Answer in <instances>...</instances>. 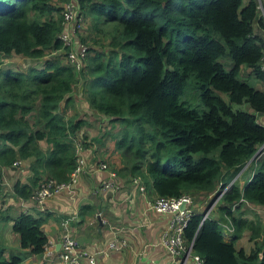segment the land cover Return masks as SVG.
<instances>
[{"label":"trees","instance_id":"obj_1","mask_svg":"<svg viewBox=\"0 0 264 264\" xmlns=\"http://www.w3.org/2000/svg\"><path fill=\"white\" fill-rule=\"evenodd\" d=\"M65 1L0 0V169L30 159V176L14 182L13 195L27 199L43 178L68 179L76 142L85 146V137L76 139L85 123L58 107H66L78 84L89 109L118 126L108 135L111 151L130 159L107 166L117 177L140 178L168 198L216 196L229 184L213 214L201 221L202 210L195 211L182 230L203 264H264V221L253 211L264 208V153L253 157L264 143V91L242 77L264 85L257 0H76L79 19L109 40L107 51L85 50L79 71L64 61L69 49L58 38V3ZM12 55L50 57L19 71L2 66ZM241 103L248 110L233 109ZM37 214L12 218L0 210V241L11 221L19 244L6 256L0 244V264L41 255V226L50 215ZM222 223L231 226L229 234ZM244 231L253 244L248 252L235 246Z\"/></svg>","mask_w":264,"mask_h":264},{"label":"crops","instance_id":"obj_2","mask_svg":"<svg viewBox=\"0 0 264 264\" xmlns=\"http://www.w3.org/2000/svg\"><path fill=\"white\" fill-rule=\"evenodd\" d=\"M71 42L73 50L77 51L80 48V42L77 43V35H73ZM12 56L19 57L17 55ZM12 56L5 57L2 60L3 64L10 60L14 61L15 58ZM23 59L26 63L31 61L32 66L38 67L39 65L34 64L39 61L41 64L44 58L37 61L28 58ZM69 97L70 102L65 108L63 102H60L58 111L64 110L65 117L75 116L85 123L76 133L77 141H80V137H85V146L79 145L78 151V155L83 160L84 170L78 175L70 193L61 191L43 201L42 208L44 211L39 213L46 212L50 215L41 226L46 238V248L51 249L53 254L58 252L60 247L59 221L63 218H71L68 222V231L81 249L94 254V264H165L168 256L164 247L159 243V235L162 230L167 228L173 214L170 212L156 213L150 207L149 203L155 195L151 190L144 187L140 178H137L140 182L139 185H133V178L127 175L116 176L114 183L117 184V189L102 187L101 184L107 173L97 169V165L105 163L111 169L112 163L109 162L108 164L102 158L104 150L105 152L108 151L109 145L104 142L103 146H98V138L103 139L105 135L109 138L108 135L111 133H105L104 130V127L109 124L102 119L101 115L89 109L78 84L72 87ZM259 120H263V118L260 116ZM102 124L105 126L101 127ZM41 145L44 146L43 143ZM101 147L102 149H100ZM29 162L30 159L20 160L17 166L1 170L0 210L7 211L12 218L20 212H27L34 216L39 215L36 206L29 197L19 199L11 192L14 182H27L30 176ZM243 177L246 178L248 175L244 174ZM243 182V178L239 177V186ZM198 196L202 202L208 198V195L204 196L203 194H194L192 198L195 199ZM217 201H214L211 210ZM195 205L199 206L198 203ZM82 207L85 209L82 210ZM5 225L0 241L5 250L4 256L9 251H15L19 248L17 235L10 229L11 221L6 222ZM115 228L125 241L124 247L120 250L100 253L99 251L111 241L112 230ZM147 244H153V246ZM235 246L246 252L252 248V242L247 239V231L242 232ZM83 263L87 264V261L83 259ZM20 264L58 263L55 261L54 255L45 260L42 253L41 255L28 256Z\"/></svg>","mask_w":264,"mask_h":264},{"label":"built area","instance_id":"obj_3","mask_svg":"<svg viewBox=\"0 0 264 264\" xmlns=\"http://www.w3.org/2000/svg\"><path fill=\"white\" fill-rule=\"evenodd\" d=\"M261 1V0H260ZM62 8V9H61ZM257 12H260V16L264 21V10L263 8L256 7ZM60 15H61V25L63 30H61L58 35L59 40L62 45H68L70 49L66 52L65 58L67 63L76 69H80V59L84 55L85 47L80 44V48L77 51L72 50L71 38L75 34L76 26L79 22L78 12L76 10V0H66L60 5ZM65 30V31H64ZM264 39V31H263ZM63 45V46H64ZM54 54V53H53ZM260 69L264 72V50L263 54L259 60ZM80 147L76 142L75 145V166L69 174L68 179L65 182H54L52 180L42 179L38 183L37 187L33 190L29 199L34 203L38 212H43L42 204L43 201L52 195L59 193L61 191L71 192L72 185L76 182L78 175L84 170V164L82 158L78 155ZM260 150L264 153V144L261 145ZM18 161L13 163V166H17ZM97 169L104 170L107 173L105 180L102 182V187L111 188L112 190L117 189V184L114 183L116 179L115 173L110 170L105 163H99ZM137 178L132 179L133 185H139ZM2 184L1 169H0V185ZM227 184L222 191L219 192L217 199L220 194L228 187ZM214 193H210L208 198L204 201L205 208L200 212L202 214L201 221L207 216H210V211L213 206L212 201L216 198H212ZM211 200L209 201V199ZM20 199V198H19ZM192 197L189 195H181L177 198L168 197H157L154 196L149 203L150 207L156 212H170L173 214L172 220L168 224L167 228L162 230L159 235V243L162 245L167 253V261L165 264H203L200 257L191 252V244L186 245L182 237V230L188 217L195 213V211H201L202 207L200 205L197 207L193 201ZM209 201V203H208ZM180 203H184V209L179 210L178 206ZM209 204V205H208ZM257 212L264 214V208L254 207ZM71 218H63L59 221V250L56 254H53L51 249L46 248L44 245L43 257L45 260L51 258L54 255L55 261L58 264H84L83 259L87 261V264H94V254L89 253L78 246V243L73 238V236L68 231V222ZM222 228L224 233L229 234L231 226L227 223H222ZM112 239L109 241L100 253H108L109 251L120 250L124 247L125 241L122 239L119 231L115 228L112 230ZM148 246H153V244H147ZM41 253V254H42Z\"/></svg>","mask_w":264,"mask_h":264},{"label":"rangeland","instance_id":"obj_4","mask_svg":"<svg viewBox=\"0 0 264 264\" xmlns=\"http://www.w3.org/2000/svg\"><path fill=\"white\" fill-rule=\"evenodd\" d=\"M61 4L58 3V6H60ZM263 5V0H257L256 1V7H259L261 8ZM62 9V8H61ZM61 11V10H60ZM60 13V12H59ZM258 15L260 16V12L258 13ZM89 26V20L87 19H84L82 20H79L78 22V25L76 26V31H75V35H77V37H83L85 35H89L91 37H95V39L97 40V43L94 44L92 43L88 36H85L86 38L84 39L83 42H81V44L85 47V50L86 49H90V47H92L93 49L95 50H102V51H107L109 50V47L107 46V43H108V39L107 38H104L102 36H97L95 33H93L91 30H89L88 27ZM96 35V36H95ZM64 45V44H63ZM65 47H67L68 49H70V47L68 45H64ZM85 50H84V54H85ZM59 52H56L55 54L51 53V55H57ZM88 54H91V52L87 51V55ZM50 57V56H48ZM46 57V58H48ZM12 58H15L14 61L10 60L9 62H6L5 64H3L2 66H6V67H9L10 69H14V70H25L27 67H29V64L31 65V61L29 63H26L25 60L23 58H21L20 56L19 57H16V56H12ZM18 59V60H17ZM45 59V58H44ZM37 61V60H35ZM64 61H67L66 58H64ZM67 63V62H66ZM34 65H40V61L35 63ZM73 67V66H72ZM75 69V71H79V69H76L75 67H73ZM243 78H246L245 81L249 82L252 86L264 91V85L262 83H260L259 81L255 80L254 78H251L249 77L248 75H242ZM74 86H77V84H75ZM73 86V87H74ZM233 109H240V110H248V107L245 103H241L240 105H234L233 106ZM255 117H256V120L259 121V122H263L261 120H259L260 116L256 115L255 114ZM104 124L101 125V127H103ZM105 126V125H104ZM117 125H107L104 127V130L106 131L105 133H115L116 130H117ZM104 141H102L103 143L106 142L107 145H109L108 147V151L105 152L104 150V154L102 155V158L104 159V161H106L108 164L109 162L112 163L114 159H116V162L118 167H121V166H124L125 164H128L129 163V159L127 156H123V152H122V155H121V151L120 150H114V152L111 151L112 148V141L110 138H107L106 135L105 137L103 138ZM102 139V140H103ZM110 139V140H109ZM108 140H109V143H108ZM101 142L99 141L98 143V146H102L100 144ZM264 144V143H263ZM262 144V145H263ZM97 145V143H96ZM261 146L258 147V149H260ZM102 149V147L100 148ZM257 149V150H258ZM103 151V150H101ZM261 151V150H260ZM112 152V153H111ZM122 164V165H121ZM244 168V167H243ZM217 196H213V197H216L213 201L211 200V198L209 199V201L211 200L212 203L214 204V201L215 200H218L217 199ZM193 203H198L200 205V207H202V209L200 210H203L205 208V202H202V199L198 196V197H195V199H192ZM208 201V203H209ZM218 201L216 202V204L214 205V208L213 210L215 209L216 205H217ZM209 205V204H208ZM248 209H251V208H248ZM213 210H212V214H213ZM252 210V209H251ZM255 213H256V210H253ZM250 216H252L251 213H249ZM261 216V219L264 220V215L263 214H259Z\"/></svg>","mask_w":264,"mask_h":264},{"label":"water","instance_id":"obj_5","mask_svg":"<svg viewBox=\"0 0 264 264\" xmlns=\"http://www.w3.org/2000/svg\"><path fill=\"white\" fill-rule=\"evenodd\" d=\"M258 152H260V149H258V150L255 152V154L253 155V157H254ZM253 157H252V158H253ZM178 209H179V210H183V209H184V203H180V205L178 206Z\"/></svg>","mask_w":264,"mask_h":264}]
</instances>
